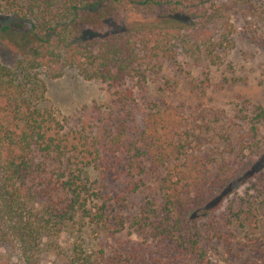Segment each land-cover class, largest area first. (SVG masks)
Listing matches in <instances>:
<instances>
[{"label": "trees", "instance_id": "16d2710c", "mask_svg": "<svg viewBox=\"0 0 264 264\" xmlns=\"http://www.w3.org/2000/svg\"><path fill=\"white\" fill-rule=\"evenodd\" d=\"M206 5L205 0H0V17L28 37L18 63L22 78L0 59V264H42L49 251L62 264H145L132 254L108 255L103 247L91 257L79 242L61 255L58 240L67 233L81 238L87 227L113 234L126 226L155 247L171 244L181 249L179 255L202 261L205 244L223 242L240 226L239 212L244 206L251 212L255 203L239 202L237 193L245 184L244 194L260 192L255 182L264 178V107L243 100L227 110H207L147 97L166 63L180 57L195 66L210 63L229 42L227 30L216 33L223 28L220 8L210 13ZM159 7L191 23L101 33L119 11ZM253 16L244 28L257 44ZM34 68L75 69L105 84L111 99L60 116L36 105L34 91L25 90ZM195 88L205 94L210 84ZM94 170L125 183L126 193L115 205L147 192L146 206L131 219L112 218L111 199L91 180ZM221 219L228 225H218Z\"/></svg>", "mask_w": 264, "mask_h": 264}, {"label": "rangeland", "instance_id": "374dc122", "mask_svg": "<svg viewBox=\"0 0 264 264\" xmlns=\"http://www.w3.org/2000/svg\"><path fill=\"white\" fill-rule=\"evenodd\" d=\"M205 1L210 13L220 8L223 28L216 33L221 36L227 30L225 33L229 42L222 44L213 62L195 66L191 59L180 57L175 62L166 63L159 75V82L149 85L148 99L207 110H227L229 103L243 100L264 107V0H250L249 3H253L252 12H248L246 0ZM252 13L255 16L251 22L257 27L255 31L260 41L257 44L252 42L244 28ZM172 15L170 7L119 11L105 23L101 33L104 36L116 34L138 25L165 28L173 23H191L185 16L176 14L171 18ZM24 38L28 37L19 34L9 18L0 17L1 62L6 69L16 71L17 76L22 73L21 78L25 73L21 72L18 63L26 55L22 51L27 50V40ZM30 76L31 81H27L25 90L29 93L34 91L36 105L53 109L60 116L73 115L84 106L107 104L111 99V92L105 84L86 80L75 69L49 71L46 68H34ZM165 83H169L167 87ZM208 83L210 88L205 90V94L195 88L198 86L203 89ZM220 85H224V88H220ZM159 87H163V90ZM92 174L91 180L97 189L102 190L105 198L111 199L112 218L123 216L124 219H131L139 214L150 199V195L144 192L128 196L124 205H115L116 200L126 193L125 183L114 175H101L95 170ZM259 179L255 185L260 188V192L251 190L244 194V187L248 186L245 184L236 196L239 202L240 199L254 202V208L251 212L247 206L242 208L243 213L239 212L240 226L234 229L232 236L223 232L228 236L223 242L204 245L206 255L202 261H197L187 253L179 255L181 249L175 248V252L171 244H158L155 247L148 237L138 236L128 226L122 231H116L114 227L113 234L87 227L81 238L77 234L67 233L58 240L61 255L69 251L75 242H79L91 257L103 247L108 255L117 256L119 252L132 254L145 264H264V178ZM221 224L228 225L227 219H221L218 225ZM138 248L144 249V252H135ZM60 257L50 251L43 252L42 264H62Z\"/></svg>", "mask_w": 264, "mask_h": 264}]
</instances>
